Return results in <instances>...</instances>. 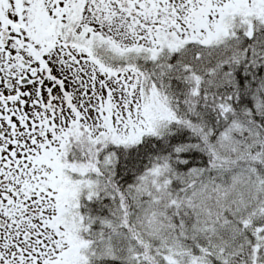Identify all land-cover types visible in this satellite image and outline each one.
I'll use <instances>...</instances> for the list:
<instances>
[{
	"label": "snow or ice",
	"instance_id": "snow-or-ice-1",
	"mask_svg": "<svg viewBox=\"0 0 264 264\" xmlns=\"http://www.w3.org/2000/svg\"><path fill=\"white\" fill-rule=\"evenodd\" d=\"M0 264H264V0H0Z\"/></svg>",
	"mask_w": 264,
	"mask_h": 264
}]
</instances>
